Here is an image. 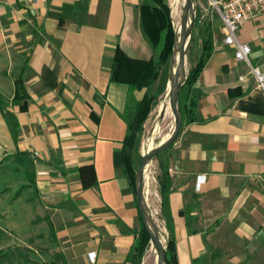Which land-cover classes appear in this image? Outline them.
Listing matches in <instances>:
<instances>
[{
	"label": "crops",
	"instance_id": "0c3cea01",
	"mask_svg": "<svg viewBox=\"0 0 264 264\" xmlns=\"http://www.w3.org/2000/svg\"><path fill=\"white\" fill-rule=\"evenodd\" d=\"M213 1L197 0L202 43L190 68L208 39L213 50L188 91L198 119L183 123L165 160L176 250L179 264H211L206 243L222 250L214 264H264V92L250 67L264 74V19L238 30L251 48L250 64L238 61ZM146 2L0 4V97L19 124L16 139L0 111V199L9 193L35 209L38 248L62 264H129L139 206L122 147L146 90L112 80L111 65L116 55L157 56L143 28ZM20 76L28 99L14 102ZM136 158L135 144V171Z\"/></svg>",
	"mask_w": 264,
	"mask_h": 264
},
{
	"label": "trees",
	"instance_id": "16d2710c",
	"mask_svg": "<svg viewBox=\"0 0 264 264\" xmlns=\"http://www.w3.org/2000/svg\"><path fill=\"white\" fill-rule=\"evenodd\" d=\"M147 1L148 2L143 3L140 6L141 18L144 31L152 42L157 56H153L148 59H139L130 56L116 55L111 65L112 80L126 84L134 90H146L144 96L136 102L133 108L132 115L128 121L127 133L123 140L122 147L124 174L128 181L129 188L135 195L136 200L137 183L136 171L134 170L132 160L133 150L138 135L143 129L144 123L149 118L152 110L155 109V106L159 103L158 99L153 97L152 90L155 87V83L160 76L162 65L167 63L171 58L176 42V33L174 30L168 4L164 0ZM212 51L213 50L210 46V39H208L204 44L203 55L187 74L186 79L181 87L178 100L179 111L182 116L183 123L187 120L191 122L198 119L196 113V101L189 98L188 91L204 68L207 60L212 54ZM54 85V82L50 84V86ZM15 86L16 92L13 99L14 102H18L21 100L26 101L28 99V93L25 86V77L20 76L19 78H17V80L15 81ZM23 106L25 105L21 106L22 109ZM0 111L4 118L11 121V123H9V127L12 135L17 139V130L19 127L17 117L12 112H8L6 110V104L1 97ZM85 168L86 167L80 168V177L82 181L83 170ZM159 170L160 173L157 179L159 183V194L161 198L160 210L168 231L166 245L167 264H179L176 250V240L173 232V218L169 198L172 187V178L169 173L168 166L160 161ZM28 178L30 184H33L34 175L28 174ZM84 186L87 187V184H84ZM216 227L217 225L211 227L209 230L211 231ZM135 234L136 241L130 251L127 261L129 264H142L146 251L150 247L152 236L149 230L146 228L145 222L139 210L138 214L136 215ZM206 248L210 254L211 264H214L219 258L222 257L221 249L214 248L207 243Z\"/></svg>",
	"mask_w": 264,
	"mask_h": 264
},
{
	"label": "rangeland",
	"instance_id": "374dc122",
	"mask_svg": "<svg viewBox=\"0 0 264 264\" xmlns=\"http://www.w3.org/2000/svg\"><path fill=\"white\" fill-rule=\"evenodd\" d=\"M171 1L174 2V0H166V2H170V3ZM175 1L178 4V6L181 7L180 8L181 17H179V21L181 22V18L183 15V9H184V5H183L184 3L182 0H175ZM194 3H195V7L191 14V17L193 16L195 18V23L191 30L189 43L186 49V53L188 56V64H189L187 68L186 76L191 70L190 64L192 63L195 57L194 51H197V49H199L202 43L200 36H199L200 35L199 28L202 24L200 23L201 18L198 14L199 10L197 6V0H194ZM174 30H176L175 26H174ZM177 37H179L178 33H176V40H177ZM170 69H171V58L169 59L167 63L162 65V69H161L162 73L160 72V76L155 83V87L152 90L153 97L158 99L159 102L165 90L167 80L172 75V70ZM157 106L158 105H156L155 109H153L152 112L150 113V116L144 123L143 129L138 135V138L136 141V152H137L136 174L141 165L142 154H146L152 148L158 146V144L161 142V138L165 134H167L168 131H170L171 129L167 126L168 121H166V123L164 122L162 124L163 127L159 126V128L157 129L156 134H155L156 137L154 136L156 140V145H152L151 147L147 148L145 151H141V148H142L141 142H142L143 136L148 135V133H150V130L153 129V124H154V121L158 113V111L156 110ZM169 148H167L164 152L158 154L156 157H154L151 160L152 172H150L149 176L150 175L152 176H150V181H151L150 184L146 182L145 178L143 181L145 204H146V209L149 214V220L157 227L159 234L161 233L160 237L163 238L165 246L167 245L168 233H167L166 225L162 218V214L160 210L159 183H158L157 177L160 173L159 161L164 164L166 163L165 160H166L167 153L169 152ZM136 183H137V176H136ZM1 194L2 193H0V195ZM9 196L10 194L7 193L5 195V198L2 197L0 199V264H35L36 262H39L40 264L42 263L44 264L47 261L51 262L54 260H57L59 264L64 263L63 258L61 257L56 258L55 255L47 256L43 250L38 248L42 240L34 236V230H37V228L35 229L34 224L30 221L31 215L35 213V209L31 207L29 204H27L26 202L15 201L14 195L8 198ZM153 215H154L155 220L151 218ZM152 243L154 244V242L151 241V244ZM35 250L38 251L39 255L41 256H37ZM147 251L143 258L142 264H144ZM205 263H206V258H203L198 261V264H205ZM152 264H157V260L153 261Z\"/></svg>",
	"mask_w": 264,
	"mask_h": 264
},
{
	"label": "water",
	"instance_id": "95a60500",
	"mask_svg": "<svg viewBox=\"0 0 264 264\" xmlns=\"http://www.w3.org/2000/svg\"><path fill=\"white\" fill-rule=\"evenodd\" d=\"M194 7H195L194 0H185L183 15L181 18V25H180L181 29H180L179 37H177L176 44H175L174 51H173L174 53L175 48L177 46L179 50L178 61L175 67L173 68L172 75L170 77L172 78L173 84L175 86L173 93L171 95V99H170V107H169L170 111L164 112L163 116L160 118L158 122V127H157L158 129L159 126H162L164 122L168 121L167 126L169 128H172V124L173 122H175L173 133L170 137L161 141L158 144V146L153 148L151 151L147 152L146 154H142L141 165L136 174L137 176V189H136L137 202H138L140 213L145 222L146 228L149 230L152 236V242H154L157 252H158L157 264H167V249L159 236L158 229L149 220V214H148V211L146 209V204H145L143 181L145 177V171H146V168L149 162L154 157H156L158 154L164 152L167 148H169L177 140L180 134L181 128H182L183 119L179 111L178 96H179L181 87L186 79V76L183 80H181L180 71L184 69V67L186 66V57H187L186 49L189 43L191 30L195 23V18L193 16L191 17ZM190 17H191V25L189 26ZM155 129H152V131L154 132V136L157 131V130L154 131ZM150 224H152V226Z\"/></svg>",
	"mask_w": 264,
	"mask_h": 264
},
{
	"label": "built area",
	"instance_id": "2783aa9c",
	"mask_svg": "<svg viewBox=\"0 0 264 264\" xmlns=\"http://www.w3.org/2000/svg\"><path fill=\"white\" fill-rule=\"evenodd\" d=\"M4 0H0V4ZM35 3L37 0H29ZM213 6L216 8L223 21L225 36L224 43L235 49V57L238 61L250 64V46L238 41L237 32L250 20L264 19V0H215ZM251 67L257 85L264 92V74L258 68ZM206 181V176H200L196 183V189L200 190Z\"/></svg>",
	"mask_w": 264,
	"mask_h": 264
},
{
	"label": "bare ground",
	"instance_id": "6f19581e",
	"mask_svg": "<svg viewBox=\"0 0 264 264\" xmlns=\"http://www.w3.org/2000/svg\"><path fill=\"white\" fill-rule=\"evenodd\" d=\"M183 1V5H185V0H182ZM180 3V2H179ZM182 3V2H181ZM170 6V5H169ZM180 8L178 6V4L176 3V1L174 0L171 1V16H172V20H173V25L176 27V32L180 33V25H181V22L179 21V17H181V12H180ZM191 25V17H190V21H189V26ZM178 47L176 46L175 48V52L173 53L172 57H171V69L170 70H173V68L175 67V65L177 64V61H178ZM188 56L186 57V66L184 67V69H182L180 71V78L181 80H183L186 76V72H187V68H188ZM175 86L173 84V81H172V78H168L167 80V83H166V87H165V90L161 96V100L157 106V117L154 121V124H153V129H155L154 131L157 130V127H158V122L160 120V118L163 116L164 112H169V107H170V99H171V95L173 93V90H174ZM156 111V112H157ZM171 113V112H170ZM172 114V113H171ZM172 116V115H171ZM166 123V122H165ZM157 124V126H156ZM174 125H175V122H173L172 124V128L170 129V131H168L167 134H165L162 138H161V141L167 139L168 137H170L173 133V129H174ZM163 127V126H162ZM166 127V126H165ZM147 128V127H146ZM152 128V127H151ZM162 129V128H161ZM169 129V128H168ZM149 130V128H148ZM152 130V129H151ZM150 130V133H148V135L146 136H143L142 138V148H141V151H145L147 148L151 147L152 145H156V140H155V137H154V132ZM165 131V130H164ZM161 133V132H160ZM162 134V133H161ZM158 138V137H157ZM155 148V147H154ZM153 149V148H152ZM151 149V150H152ZM150 150V151H151ZM149 152V151H148ZM151 167H152V162L150 161L147 168H146V171H145V180L147 183L150 184V172H152L151 170ZM152 178V177H151ZM152 185V184H151ZM145 195V194H144ZM149 206V205H148ZM153 220L154 219V215L151 217ZM152 226V224H150ZM157 228V227H156ZM161 234V233H160ZM159 234V236H160ZM162 242L164 243V240L162 237H160ZM158 259V252H157V249L155 247V245L152 243L147 251V255H146V258H145V261H144V264H152L153 261H156Z\"/></svg>",
	"mask_w": 264,
	"mask_h": 264
}]
</instances>
